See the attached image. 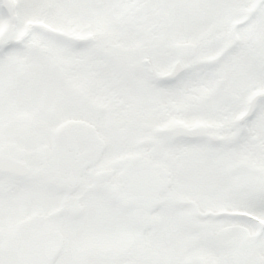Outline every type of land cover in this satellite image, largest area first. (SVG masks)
<instances>
[{"label": "snow or ice", "instance_id": "snow-or-ice-1", "mask_svg": "<svg viewBox=\"0 0 264 264\" xmlns=\"http://www.w3.org/2000/svg\"><path fill=\"white\" fill-rule=\"evenodd\" d=\"M0 264H264V0H0Z\"/></svg>", "mask_w": 264, "mask_h": 264}]
</instances>
